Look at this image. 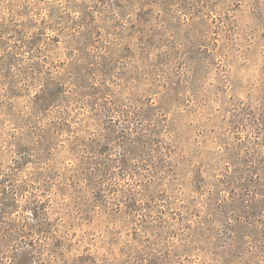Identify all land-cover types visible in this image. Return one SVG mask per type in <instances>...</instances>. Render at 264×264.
<instances>
[{
    "label": "rangeland",
    "instance_id": "374dc122",
    "mask_svg": "<svg viewBox=\"0 0 264 264\" xmlns=\"http://www.w3.org/2000/svg\"><path fill=\"white\" fill-rule=\"evenodd\" d=\"M0 264H264V0H0Z\"/></svg>",
    "mask_w": 264,
    "mask_h": 264
}]
</instances>
